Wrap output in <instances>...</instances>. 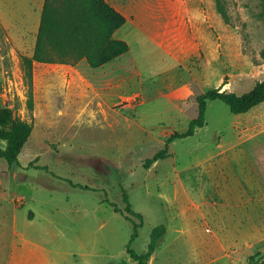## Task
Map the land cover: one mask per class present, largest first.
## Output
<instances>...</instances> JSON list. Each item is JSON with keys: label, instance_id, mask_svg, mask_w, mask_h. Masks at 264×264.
<instances>
[{"label": "rangeland", "instance_id": "374dc122", "mask_svg": "<svg viewBox=\"0 0 264 264\" xmlns=\"http://www.w3.org/2000/svg\"><path fill=\"white\" fill-rule=\"evenodd\" d=\"M208 6L213 25L200 52L174 61L137 39L101 67L36 61L32 82L0 22V108L33 125L19 162L0 159V172L22 168L9 189L23 190L37 211L29 226L6 221L7 244L25 230L56 264H140L127 250L133 222L115 209H126V190L144 215L138 253L166 225L149 264H264V101L238 114L208 101L206 124L144 165L188 129L198 94H242L264 80V0ZM229 185L243 188L241 200L228 196Z\"/></svg>", "mask_w": 264, "mask_h": 264}, {"label": "trees", "instance_id": "16d2710c", "mask_svg": "<svg viewBox=\"0 0 264 264\" xmlns=\"http://www.w3.org/2000/svg\"><path fill=\"white\" fill-rule=\"evenodd\" d=\"M126 20V16L108 0H45L33 54L21 55L27 71V79L32 82L36 61L76 62L85 58L90 66L101 67L119 58L129 51L130 45L124 39L115 38L114 33L125 24ZM196 99L198 115L190 121L188 129L184 132L172 133L167 138L165 146L145 161V166L166 158L173 140L193 135L198 128L206 124L208 101L222 100L229 106L231 112L236 114L247 112L262 103L264 80L242 94L216 87L198 94ZM29 104L33 105L32 97L29 99ZM32 132L31 123L15 117L11 108L1 107L0 140L6 141L7 145L0 147V159H5L8 163H18L19 155ZM124 200L126 209L124 211L117 207L115 209L133 222V233L127 250L140 264H149L150 256L166 233V225L160 224L154 227L146 251L138 253L132 247V243L139 235L140 226L144 224V215L133 208L126 190Z\"/></svg>", "mask_w": 264, "mask_h": 264}, {"label": "crops", "instance_id": "0c3cea01", "mask_svg": "<svg viewBox=\"0 0 264 264\" xmlns=\"http://www.w3.org/2000/svg\"><path fill=\"white\" fill-rule=\"evenodd\" d=\"M108 1L127 18L114 37L126 40L129 51H132L131 41L140 39L142 44L150 42L174 61H179L182 53L200 52L210 41L205 34L213 25L210 0ZM44 4L45 0H0V22L11 45L23 54H33ZM21 169L3 167L0 172V264H56L53 251L25 230H15L13 241L7 244L6 221L16 227L20 221L29 226L37 220V211L30 203L32 198L23 190L9 189L12 181L20 180ZM227 188L231 190L228 196L242 199L240 185Z\"/></svg>", "mask_w": 264, "mask_h": 264}]
</instances>
